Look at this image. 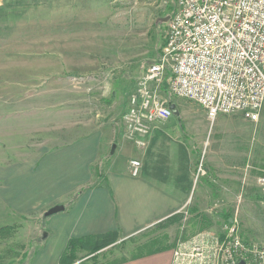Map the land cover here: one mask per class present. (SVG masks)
Instances as JSON below:
<instances>
[{"label":"rangeland","instance_id":"obj_1","mask_svg":"<svg viewBox=\"0 0 264 264\" xmlns=\"http://www.w3.org/2000/svg\"><path fill=\"white\" fill-rule=\"evenodd\" d=\"M85 1L73 6L68 0H0V159L11 150L16 159L21 155L14 152L69 143L84 124L125 125L126 103L160 55L164 19L176 0ZM77 10L87 18H71ZM162 96L179 110L172 122L194 135L198 167L205 173L196 174L187 208L102 248L94 263L85 260L84 251L80 260L86 264H111L174 246L201 230L219 232L232 217L242 236L264 245V105L258 121L237 112L212 122L197 102L165 91ZM41 143L43 149L37 148ZM51 218L26 228L22 222L23 229L0 239V264H18L21 252L46 243ZM40 224L43 231L32 241Z\"/></svg>","mask_w":264,"mask_h":264},{"label":"crops","instance_id":"obj_2","mask_svg":"<svg viewBox=\"0 0 264 264\" xmlns=\"http://www.w3.org/2000/svg\"><path fill=\"white\" fill-rule=\"evenodd\" d=\"M80 12L71 18L86 17ZM172 121L151 123L143 146L129 139L122 125L110 122L84 124L71 142L45 151L14 152L21 155L16 159L10 158L12 150L5 152L0 159V228L19 226L18 231L41 222L51 207L65 206L47 216L52 218L46 243L21 252L18 264L31 252L26 264H60L73 237L117 233L118 241L131 239L187 208L200 167L198 145L191 131L184 133ZM134 159L142 164L138 175L132 174ZM41 228L31 234L32 241L39 239ZM172 249L169 244L119 264H171Z\"/></svg>","mask_w":264,"mask_h":264},{"label":"built area","instance_id":"obj_3","mask_svg":"<svg viewBox=\"0 0 264 264\" xmlns=\"http://www.w3.org/2000/svg\"><path fill=\"white\" fill-rule=\"evenodd\" d=\"M129 97L127 137L140 146L150 124L173 114L162 93L197 102L213 122L241 112L258 121L264 105V0H176L165 43ZM140 160H132L138 175ZM198 173H205L200 165ZM171 264H264V245L247 240L236 218L173 246Z\"/></svg>","mask_w":264,"mask_h":264},{"label":"trees","instance_id":"obj_4","mask_svg":"<svg viewBox=\"0 0 264 264\" xmlns=\"http://www.w3.org/2000/svg\"><path fill=\"white\" fill-rule=\"evenodd\" d=\"M19 226H5L0 228V239L6 237L7 235H11L12 233L16 232ZM118 240L117 233H106V234H96V235H88L85 237H73L69 239L67 246L60 258V264H86L85 260H96L97 252L102 248H105ZM168 246H162L159 249H155L156 251ZM86 251L88 252L86 255L89 258L85 260H80L81 254ZM89 254V255H88ZM141 256V254H133L132 258H137ZM80 260V262H79ZM127 258H123L122 260H116L114 263L111 264H119L121 262L127 261Z\"/></svg>","mask_w":264,"mask_h":264},{"label":"water","instance_id":"obj_5","mask_svg":"<svg viewBox=\"0 0 264 264\" xmlns=\"http://www.w3.org/2000/svg\"><path fill=\"white\" fill-rule=\"evenodd\" d=\"M169 19H170V16H168L164 20L167 22ZM170 109L172 110L173 113H177V108H176L175 104H171ZM114 150H115V148H112V153L114 152ZM64 210H65L64 205H55L45 212V216H51V215H54V214L59 213V212L64 211Z\"/></svg>","mask_w":264,"mask_h":264}]
</instances>
